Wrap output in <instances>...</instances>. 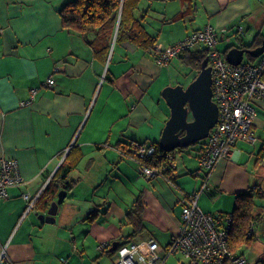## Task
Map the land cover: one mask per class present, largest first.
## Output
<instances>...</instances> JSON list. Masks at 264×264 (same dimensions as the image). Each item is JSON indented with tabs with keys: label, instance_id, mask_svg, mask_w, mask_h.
<instances>
[{
	"label": "crops",
	"instance_id": "0c3cea01",
	"mask_svg": "<svg viewBox=\"0 0 264 264\" xmlns=\"http://www.w3.org/2000/svg\"><path fill=\"white\" fill-rule=\"evenodd\" d=\"M68 1L0 0V159L17 160L24 179L0 199V258L6 247L13 264H115L114 243L118 248L149 238L164 254L179 231L185 193L204 183L199 162L204 149L199 146L196 159L189 160L182 156L187 150L175 152L174 183L161 175L148 179L120 152L121 144L159 143L171 115L162 91L179 83L173 66L183 63L177 57L160 64L155 50L206 24L215 27L223 54L261 46L264 0H141L136 18L157 43L143 48L114 36L106 60L96 56L81 32L63 27L59 10ZM258 34L263 41L249 47ZM50 76L55 84L46 86ZM33 87L38 90L32 102L22 105ZM257 111L259 135L263 104ZM247 148V142L238 141L212 170L210 189L200 196L203 210L225 217L238 194L264 189L259 151ZM67 156L79 158L66 174L71 187L55 222L42 221L51 204L35 202L26 212L24 193L42 192ZM139 197L145 228L130 238L133 229L125 214ZM106 242L110 248L100 250ZM177 254L165 264H185L184 255L180 262ZM0 264L8 263L0 259Z\"/></svg>",
	"mask_w": 264,
	"mask_h": 264
},
{
	"label": "built area",
	"instance_id": "2783aa9c",
	"mask_svg": "<svg viewBox=\"0 0 264 264\" xmlns=\"http://www.w3.org/2000/svg\"><path fill=\"white\" fill-rule=\"evenodd\" d=\"M242 28V27H241ZM218 33L211 24H206L193 31L184 40L174 43L169 48L157 46L156 60L167 64L185 50L198 45L206 46L209 65L212 69L213 99L219 107V119L206 139L205 150L199 162L205 173V180L197 190L185 193L182 200L181 224L178 233L168 246L166 253H159V242L155 238L144 241L132 240L116 249L115 264H165L170 255L181 253L185 264H249L247 257L233 250L229 239L230 219L226 226L218 225L216 215L202 209L200 196L210 189L208 184L212 170L222 159L227 158L238 141L255 143L257 134L254 124L258 115V105L264 106V52L254 61L244 60L239 64L230 63L218 49ZM55 79L48 77L46 86H53ZM37 88L31 89V97L22 101L30 104ZM120 152L137 163L140 173L148 179L161 175L166 170L164 164L174 158L171 151L157 152L154 145L134 143ZM160 164V165H159ZM24 181L17 160L0 159V199L8 195L11 186ZM38 193L32 196L24 193L28 201V212L38 199ZM254 225L251 226V232ZM111 246L109 242L99 245L100 250ZM148 252H144L143 248ZM3 248L1 260L13 264L7 258ZM264 264V263H263Z\"/></svg>",
	"mask_w": 264,
	"mask_h": 264
},
{
	"label": "trees",
	"instance_id": "16d2710c",
	"mask_svg": "<svg viewBox=\"0 0 264 264\" xmlns=\"http://www.w3.org/2000/svg\"><path fill=\"white\" fill-rule=\"evenodd\" d=\"M141 0H70L60 10L62 25L65 29L76 30L81 32L98 58L106 60L110 54L114 36L116 41H132L143 48L154 47L157 43L156 37L147 31L141 20L136 18V9ZM263 38L258 34L254 42L249 47L259 45ZM209 49L206 46L198 45L194 48L185 50L179 59L181 62L192 70L196 71L194 78L201 70L203 61L208 58ZM227 53H224L226 57ZM248 59L254 61L256 58L248 54ZM206 139L199 141L201 149L205 150ZM148 143V142H145ZM154 145L156 151L161 153L164 150L158 142H149ZM129 144L119 145L121 149H127ZM182 150L181 148H178ZM175 152L171 151L174 158L168 161L164 166L166 170L162 176L170 182H175ZM202 154V153H201ZM201 156V155H200ZM258 159H264V145L262 146ZM79 158L66 157L58 172L48 183L46 188L41 192L36 202L43 201L45 206L50 205L54 201V197L60 192L59 188H63V192L67 193L71 187L68 177L66 176L78 164ZM160 165V164H159ZM264 199V189L256 187L249 192L240 193L236 196V204L233 211L225 217L216 215L218 225L226 226V220L230 219L229 239L233 250L241 252L245 245L252 243L255 237V230L251 232V226L256 223L254 210L258 205V200ZM126 224L132 227L131 237L138 236L144 231V202L141 197L126 210ZM126 242L120 244L124 245ZM110 248V247H109ZM108 248V249H109ZM117 249V248H116ZM264 255L261 256L254 264H263ZM250 264V263H249Z\"/></svg>",
	"mask_w": 264,
	"mask_h": 264
},
{
	"label": "water",
	"instance_id": "95a60500",
	"mask_svg": "<svg viewBox=\"0 0 264 264\" xmlns=\"http://www.w3.org/2000/svg\"><path fill=\"white\" fill-rule=\"evenodd\" d=\"M264 52V44L253 49L235 47L226 58L230 63L239 64L245 54L258 57ZM162 95L171 109V115L163 129L159 144L165 151L186 148L208 138L211 129L219 119V107L213 99L212 69L206 58L198 75L187 85L177 84L166 86ZM66 197L61 190L58 199L51 203L47 215L41 214L40 219L55 222L59 205ZM116 243L112 249H116Z\"/></svg>",
	"mask_w": 264,
	"mask_h": 264
},
{
	"label": "rangeland",
	"instance_id": "374dc122",
	"mask_svg": "<svg viewBox=\"0 0 264 264\" xmlns=\"http://www.w3.org/2000/svg\"><path fill=\"white\" fill-rule=\"evenodd\" d=\"M247 58L248 56L246 55L245 60H248ZM173 70L176 74V78L174 81L184 84L185 86H187L193 80L196 74V71L192 70L191 67L185 64L182 65L180 62L179 63L177 62V64L173 66ZM179 83H176L174 85H177ZM263 117H264V114H263ZM263 144H264V130L263 131L261 130V132H259V135L257 134V141L255 143H248L247 149L249 151L255 150V151L260 152ZM199 146L201 147V143H195L186 148H183V149L181 148L182 151L187 150L186 152L182 153V156L184 157V159L185 160L193 159V157H195L194 155H195L196 150L199 149ZM176 151L178 152L180 151V149H176ZM261 163L262 165L259 168V172H262L264 176V159L263 161H261ZM263 187H264V184H263ZM254 214L256 217L255 229H256L257 234L255 235L254 240L252 241L251 244L245 245L243 247L244 248L243 253L246 255L247 259L250 261V264H254L258 260V258H260L261 255H264L263 254V251H264V237H263L264 236V199L258 200V205L256 206L254 210ZM174 257L175 255L171 256V258H174ZM176 257L181 260L180 262H182L183 257L181 256V254H177Z\"/></svg>",
	"mask_w": 264,
	"mask_h": 264
}]
</instances>
